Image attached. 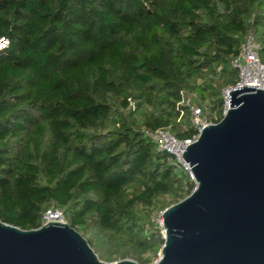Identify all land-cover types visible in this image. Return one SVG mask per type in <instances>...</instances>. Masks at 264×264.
<instances>
[{
  "label": "trees",
  "instance_id": "1",
  "mask_svg": "<svg viewBox=\"0 0 264 264\" xmlns=\"http://www.w3.org/2000/svg\"><path fill=\"white\" fill-rule=\"evenodd\" d=\"M250 30L264 63V0H0V220L60 208L100 260L154 264L196 185L146 133L196 135L182 91L220 122Z\"/></svg>",
  "mask_w": 264,
  "mask_h": 264
},
{
  "label": "water",
  "instance_id": "2",
  "mask_svg": "<svg viewBox=\"0 0 264 264\" xmlns=\"http://www.w3.org/2000/svg\"><path fill=\"white\" fill-rule=\"evenodd\" d=\"M229 97L223 119L181 156L197 183L163 211L166 231L154 264H264V90ZM0 264H139L100 260L68 223L25 231L0 220Z\"/></svg>",
  "mask_w": 264,
  "mask_h": 264
},
{
  "label": "built area",
  "instance_id": "3",
  "mask_svg": "<svg viewBox=\"0 0 264 264\" xmlns=\"http://www.w3.org/2000/svg\"><path fill=\"white\" fill-rule=\"evenodd\" d=\"M261 46L257 42L255 33L250 30L241 47L238 56L233 60V66L239 71V81L234 86H228L221 90V95L224 101L223 117L229 110V97L234 90L244 87H254L264 90V63L260 58ZM183 103L189 107L194 126L196 128V135L184 140L178 139L169 130L158 129L154 132H147L146 134L157 144L158 148L167 151L173 158V163L178 169L186 174L191 181L197 185L192 174V167L189 168L181 158L182 154L194 144L200 137L205 128L211 124H215L206 114L202 106L187 92L182 91ZM217 120V117H215ZM48 223H68L64 211L60 208L51 207L47 209L42 217V226ZM155 225L161 230L163 238L166 237V231L163 223V212L154 221Z\"/></svg>",
  "mask_w": 264,
  "mask_h": 264
},
{
  "label": "rangeland",
  "instance_id": "4",
  "mask_svg": "<svg viewBox=\"0 0 264 264\" xmlns=\"http://www.w3.org/2000/svg\"><path fill=\"white\" fill-rule=\"evenodd\" d=\"M162 213V212H161ZM161 213L158 215V216H155V218H154V221L156 220V219H158V217L161 215ZM160 255H161V252L159 253V255H158V259L160 258ZM158 261V260H157Z\"/></svg>",
  "mask_w": 264,
  "mask_h": 264
},
{
  "label": "clouds",
  "instance_id": "5",
  "mask_svg": "<svg viewBox=\"0 0 264 264\" xmlns=\"http://www.w3.org/2000/svg\"><path fill=\"white\" fill-rule=\"evenodd\" d=\"M6 42V41H5ZM7 43V42H6Z\"/></svg>",
  "mask_w": 264,
  "mask_h": 264
},
{
  "label": "snow or ice",
  "instance_id": "6",
  "mask_svg": "<svg viewBox=\"0 0 264 264\" xmlns=\"http://www.w3.org/2000/svg\"><path fill=\"white\" fill-rule=\"evenodd\" d=\"M0 46H2V45H0Z\"/></svg>",
  "mask_w": 264,
  "mask_h": 264
}]
</instances>
